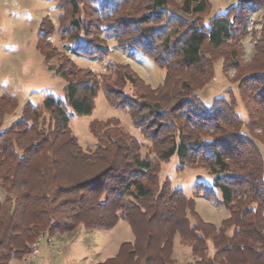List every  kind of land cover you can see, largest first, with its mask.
Masks as SVG:
<instances>
[{
  "label": "trees",
  "instance_id": "trees-1",
  "mask_svg": "<svg viewBox=\"0 0 264 264\" xmlns=\"http://www.w3.org/2000/svg\"><path fill=\"white\" fill-rule=\"evenodd\" d=\"M62 11L63 61L49 65L64 81L63 93H46L40 106L27 101L19 117L17 97L0 96V264L35 251L40 237L82 224L107 231L127 221L133 241L97 264H175V237L191 251V264H264V29L251 64L241 41L253 8L264 0H240L205 22L208 0H55ZM37 49L47 63L57 48L48 16ZM112 37L126 52L139 51L164 69L153 88L129 64L109 61L108 73L79 66L72 56L102 61ZM258 52L261 56L258 55ZM234 68L245 120L234 97L211 104L197 95L214 74ZM261 57V58H259ZM130 89V90H128ZM103 93L126 110L156 154L117 118L93 119L96 146L85 149L72 132L74 115H91ZM174 155L179 171L203 168L213 176L202 194L187 195L161 181L162 163ZM204 196L228 211L220 227L196 209ZM210 250L213 252L211 253Z\"/></svg>",
  "mask_w": 264,
  "mask_h": 264
},
{
  "label": "rangeland",
  "instance_id": "rangeland-1",
  "mask_svg": "<svg viewBox=\"0 0 264 264\" xmlns=\"http://www.w3.org/2000/svg\"><path fill=\"white\" fill-rule=\"evenodd\" d=\"M179 3V0H169ZM211 10L205 18L208 24L215 15L226 12L240 0H208ZM62 11L55 0H0V96L9 94L19 100L17 111L6 118L4 127L15 121L27 101H32L40 106L46 93H55L61 96L64 81L49 65L58 66L62 61L60 53L65 52V40L59 34L60 16ZM48 16L54 32L49 36L51 44L57 48L55 56L46 62L41 52L37 49V40L41 30L40 24ZM249 26L242 45V60L251 64L257 54V42L264 29V10L253 8L249 14ZM107 42L111 49L109 55L102 61H92L88 58L72 56L73 60L81 67H90L99 73H108L106 65L109 61L129 64L153 88L164 82L165 70L160 68L152 58L139 51L132 54L118 47L112 37ZM61 51V52H60ZM258 55L261 54L258 52ZM261 58V57H259ZM223 58L217 57L214 64V74L211 80L200 90L197 95L206 104H211L218 97H234L237 109L246 120L247 111L239 96L237 83L234 81L236 70L223 71ZM130 90V89H128ZM117 118L121 125L142 144V154L155 157L151 144L136 128L126 110L108 104L103 93H99L95 100V109L91 115L77 116L71 119L72 132L78 137L85 149H94L96 141L90 132V122L93 119L105 120ZM264 153V147L261 148ZM178 157L174 155L168 162L162 163L160 172L161 181L166 178L171 180L172 187H181L184 192L193 196L203 192L202 183L210 186L213 176L203 168L177 169ZM1 196L2 191L0 189ZM197 212L208 222L220 227L222 220L228 216V211L215 201L204 196L196 198ZM133 233L126 220L121 219L118 224L107 231H90L82 224L66 233H56L52 237L47 233L38 240L35 251L22 259H12L9 264H97L115 257L123 242L133 241ZM212 253L213 251L210 250ZM173 258L175 264H191L193 258L191 251L184 246L179 235L175 237ZM113 264H121L123 260Z\"/></svg>",
  "mask_w": 264,
  "mask_h": 264
}]
</instances>
